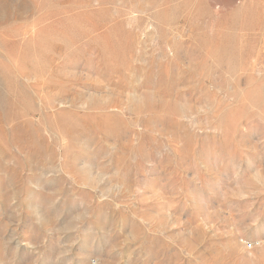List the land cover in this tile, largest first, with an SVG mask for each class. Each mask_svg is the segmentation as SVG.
<instances>
[{
	"label": "rangeland",
	"instance_id": "374dc122",
	"mask_svg": "<svg viewBox=\"0 0 264 264\" xmlns=\"http://www.w3.org/2000/svg\"><path fill=\"white\" fill-rule=\"evenodd\" d=\"M0 264H264V0H0Z\"/></svg>",
	"mask_w": 264,
	"mask_h": 264
},
{
	"label": "bare ground",
	"instance_id": "6f19581e",
	"mask_svg": "<svg viewBox=\"0 0 264 264\" xmlns=\"http://www.w3.org/2000/svg\"><path fill=\"white\" fill-rule=\"evenodd\" d=\"M249 247H252V244H250Z\"/></svg>",
	"mask_w": 264,
	"mask_h": 264
}]
</instances>
